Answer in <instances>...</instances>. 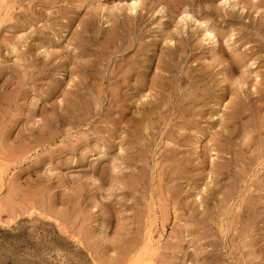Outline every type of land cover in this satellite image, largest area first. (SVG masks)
Instances as JSON below:
<instances>
[{
	"label": "rangeland",
	"instance_id": "obj_1",
	"mask_svg": "<svg viewBox=\"0 0 264 264\" xmlns=\"http://www.w3.org/2000/svg\"><path fill=\"white\" fill-rule=\"evenodd\" d=\"M133 262L264 264V0H0V264Z\"/></svg>",
	"mask_w": 264,
	"mask_h": 264
},
{
	"label": "bare ground",
	"instance_id": "obj_2",
	"mask_svg": "<svg viewBox=\"0 0 264 264\" xmlns=\"http://www.w3.org/2000/svg\"><path fill=\"white\" fill-rule=\"evenodd\" d=\"M8 9V8H7ZM115 81V80H114ZM259 119V118H258ZM150 124V123H149ZM248 139V138H247ZM246 139V140H247ZM249 140V139H248ZM258 142V141H257ZM260 148V147H259ZM25 225V224H24ZM18 227V226H17ZM7 228V227H6ZM12 228V227H11ZM13 231H15V230H13ZM53 234H55V233H53ZM5 235V234H4ZM3 235V236H4ZM15 236H16V234H15ZM20 236V235H19ZM18 236V237H19ZM27 236V235H26ZM28 236H30V235H28ZM31 237V236H30ZM14 238V237H13ZM21 238V237H20ZM16 239V238H15ZM18 239V238H17ZM28 239V238H27ZM31 239V238H30ZM36 239V238H35ZM11 240V239H10ZM29 240V239H28ZM63 241V240H62ZM24 242H27V241H24ZM32 243V242H31ZM66 243V242H65ZM9 244V243H8ZM34 245V244H33ZM21 246V245H20ZM69 246V245H68ZM9 247V246H8ZM19 247V246H18ZM146 247H148V246H146ZM15 248H17V247H15ZM30 248V247H29ZM35 248V247H34ZM9 249V248H8ZM25 249H27V248H25ZM12 250V249H11ZM23 250V249H22ZM72 250V249H71ZM13 252V251H12ZM24 253H25V251H23ZM29 252V251H28ZM80 252V251H79ZM146 252H148V251H146ZM145 252V253H146ZM26 254V253H25ZM29 254V253H28ZM126 254V253H125ZM22 255H23V253H22ZM30 255V254H29ZM49 255H51V254H49ZM18 257V256H17ZM31 257H32V255H31ZM46 257H48V256H46ZM22 258V257H21ZM54 258V257H53ZM65 258V257H64ZM68 258V257H67ZM136 257H134V259H135ZM92 259V258H91ZM136 259H138V258H136ZM51 260V259H50ZM14 261V260H13ZM42 261V260H41ZM46 261V260H45ZM148 261H149V259H148ZM11 262V261H10ZM66 262V261H65ZM137 262V261H136ZM145 262H147V261H145ZM4 263V262H3ZM15 263V262H14ZM38 263V262H37ZM141 262H139V264H140ZM59 264V263H58ZM132 264H134V262L132 263ZM148 264V263H147Z\"/></svg>",
	"mask_w": 264,
	"mask_h": 264
}]
</instances>
